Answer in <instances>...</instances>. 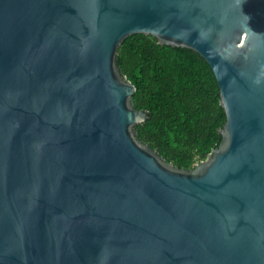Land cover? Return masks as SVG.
<instances>
[{"label":"water","instance_id":"water-1","mask_svg":"<svg viewBox=\"0 0 264 264\" xmlns=\"http://www.w3.org/2000/svg\"><path fill=\"white\" fill-rule=\"evenodd\" d=\"M132 33L214 73L190 170L133 134ZM0 264H264V0H0Z\"/></svg>","mask_w":264,"mask_h":264},{"label":"trees","instance_id":"trees-1","mask_svg":"<svg viewBox=\"0 0 264 264\" xmlns=\"http://www.w3.org/2000/svg\"><path fill=\"white\" fill-rule=\"evenodd\" d=\"M115 63L135 86L133 106L147 113L132 127L137 140L189 170L219 145L226 121L219 87L195 50L132 33L118 45Z\"/></svg>","mask_w":264,"mask_h":264}]
</instances>
